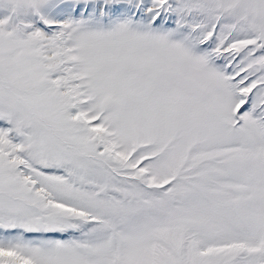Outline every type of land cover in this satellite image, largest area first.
Here are the masks:
<instances>
[{"label":"snow or ice","instance_id":"1","mask_svg":"<svg viewBox=\"0 0 264 264\" xmlns=\"http://www.w3.org/2000/svg\"><path fill=\"white\" fill-rule=\"evenodd\" d=\"M0 264H264V0H0Z\"/></svg>","mask_w":264,"mask_h":264}]
</instances>
